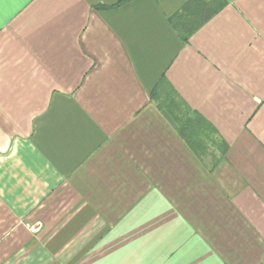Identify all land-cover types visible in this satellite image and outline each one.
Returning a JSON list of instances; mask_svg holds the SVG:
<instances>
[{"label": "crops", "instance_id": "obj_1", "mask_svg": "<svg viewBox=\"0 0 264 264\" xmlns=\"http://www.w3.org/2000/svg\"><path fill=\"white\" fill-rule=\"evenodd\" d=\"M118 1L0 0V262L264 264V0Z\"/></svg>", "mask_w": 264, "mask_h": 264}, {"label": "trees", "instance_id": "obj_2", "mask_svg": "<svg viewBox=\"0 0 264 264\" xmlns=\"http://www.w3.org/2000/svg\"><path fill=\"white\" fill-rule=\"evenodd\" d=\"M128 1H131V0H119L118 1V3H117V5H121V4H124V3H126V2H128ZM183 129H185L184 127H183ZM196 131H194L193 130V135H189L190 134V132L189 131H187V134L185 135L186 136V143H187V145L191 148V149H193L194 151L196 150V148L198 149L200 146H199V144H200V142H198L197 140H196V138H194L195 136V133Z\"/></svg>", "mask_w": 264, "mask_h": 264}, {"label": "built area", "instance_id": "obj_3", "mask_svg": "<svg viewBox=\"0 0 264 264\" xmlns=\"http://www.w3.org/2000/svg\"><path fill=\"white\" fill-rule=\"evenodd\" d=\"M27 227L32 233H36L41 228V224L40 222H35L33 224H28ZM0 264L2 263L0 262Z\"/></svg>", "mask_w": 264, "mask_h": 264}]
</instances>
